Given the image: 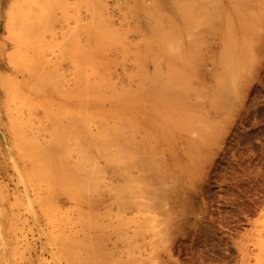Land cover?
<instances>
[{
	"label": "rangeland",
	"instance_id": "rangeland-1",
	"mask_svg": "<svg viewBox=\"0 0 264 264\" xmlns=\"http://www.w3.org/2000/svg\"><path fill=\"white\" fill-rule=\"evenodd\" d=\"M215 1L5 0L0 10V264H94L97 259L107 264L123 253L125 264H134L140 246L154 247L142 249L145 256L175 239L184 264H241L245 245L250 264H264V82L241 76L237 83L222 78L213 65L219 51L210 48L219 10ZM223 79L232 87L226 95L220 90ZM133 106L160 109L189 141L176 145L175 164L171 150L156 147L153 169H147L155 173L143 178L148 183L133 178L135 187L142 186L135 194L127 181L122 196L130 190L132 197L125 194L122 203L112 198L110 205L107 185H114L116 192H110L116 200L120 188L113 183V165L123 161L110 162L121 152L111 149L114 157L107 140L121 133ZM106 147L99 158L98 150ZM151 177L156 183L161 179L157 188ZM105 188L106 200L99 198L97 209L102 210L99 234L92 197L102 196ZM107 203L111 207L105 212ZM127 216H134L131 224ZM107 219L121 224L113 228V220L105 229ZM208 220L221 241L209 234ZM135 231H145L147 243L154 238L139 245L141 235L138 242L132 236L138 253L124 249ZM214 241H220L219 250Z\"/></svg>",
	"mask_w": 264,
	"mask_h": 264
},
{
	"label": "bare ground",
	"instance_id": "bare-ground-1",
	"mask_svg": "<svg viewBox=\"0 0 264 264\" xmlns=\"http://www.w3.org/2000/svg\"><path fill=\"white\" fill-rule=\"evenodd\" d=\"M215 3H216L219 10H218V16H217L216 23L212 26L213 33H212V42L210 44V48L212 50H214L216 48L219 51L217 53L216 58L213 60V65L216 68H218V70L220 69L222 78H227V79H229V77H230V79L235 78L236 82L238 83V80L242 76V77H246V79L248 81L252 80L254 82V84L257 82L263 83L264 82V0H216ZM9 5H11V3ZM12 7H14V6H12ZM205 76H206V79H208V80L211 78V72L209 69L205 72ZM227 79H223L226 82L223 83L222 86L220 87L221 93L225 94V95L232 88L231 86L228 87L227 84L229 81ZM256 79H257V82H256ZM254 84L249 85L247 91H249L253 87ZM229 85H231V84H229ZM159 110L160 109H157L155 107H152V108L144 107V106L130 107L129 113H131V115H130V117H127V119L122 121L121 129H119V132H121V133H118V134H121L122 137H120V135L118 137L117 136L118 134L115 133L116 139H117V137L119 138L118 142L116 140H115V142H112L111 139H113V138L109 139L110 142L107 140L108 144L110 143V145H112V147H113L114 143L117 142V144L114 145V148H112L110 145H109L110 146V148H109V146L107 144V146L110 150L114 149L116 155H117V153H118L117 151L119 149L121 152V154L120 155L118 154V157H116L113 155L114 151L111 150L112 155L116 158H113L111 156L112 158L110 160L111 163H112V160L114 162V159L116 160L117 158H118L117 163H119L120 161H123V162L119 163L120 166L122 165L121 168H119L120 166L117 167V165H115L116 167H114V165H113V168H115V170H116V168H118V169H117V171L114 170L115 173L112 172L114 174L113 176L111 173V176L114 178V180L116 182L115 183L113 181V183L115 185L119 184L118 187L120 189L118 190V188L115 186L117 188L116 194L119 195V196L117 195L118 197L115 200L114 199L115 195H113V194L116 192V190H115L116 188L114 187L115 191H113V189L111 190V188H110L111 186H114L113 184L111 186L107 185V188H109V189H107V188H105V190L103 189V191H104L103 194L101 193V191L99 192V193H101L102 196H100L97 193L99 190L98 191L96 190L97 186L99 189H100V186L96 185L97 183L95 184L96 185L95 191H97L96 192L97 194L95 195L94 194L95 192L93 191L94 192L93 194L95 196H93L92 198H94V197L95 198L92 200V205L94 207V208L93 207L92 208H93V211L95 212V214L100 213V214H98V217H97V214H96V216H94V220L96 219L95 220L96 223H97V221H99L98 224L100 223V220H98V219H100L99 216H101L102 210L101 209L97 210V209H98V206H99L100 201H101L100 199L106 194V189H107V191L109 190L108 191L109 193H107V195H105V196H106V198H107V196H111L110 202L108 201L111 205L112 198H113V203H114L115 201L119 200V198L123 199V196L126 197L125 194H128V196L130 195V190H129V193L127 192L123 196H122V193L125 189L129 188L130 186L132 187V184H134V183H132V180L135 181V179H136V182H137L143 178H149L150 176H152V175H149L151 172H152V174L155 173L153 170H151V169H153V168H151L152 167L151 166V163H152L151 160L153 159V156L155 155V154L153 155V151H155L156 147H158L160 145V148H162L164 146L163 149L171 150L169 158H172V162H174V163L171 162V159H170V161L167 159L170 163L175 164V163L179 162L178 155L176 154L174 149H175L176 145L179 144L180 142H183L184 140H186L185 142L189 141L188 136H185L183 133L177 131L180 129V127L175 126L173 124V122H171L169 117L165 114H162ZM117 124L115 123L116 126H113V127H117ZM118 125L120 126V124H118ZM186 127H187V129H190L188 126H186ZM115 131H116V129H115ZM111 136H109V137H111ZM115 136H114V139H115ZM185 142L183 144H185ZM161 145H162V147H161ZM108 148L107 149H100L99 148L100 150H98V154H99V152L101 153V154H99L100 155L99 158H101V155H106V154H104L106 152L102 153L101 150L102 151L103 150L108 151ZM185 150H186V148L184 147V151ZM109 152H107V154ZM95 153H93V154H95ZM111 153H109L106 156V157H108L107 162L110 159ZM119 156H122L123 158H125V160H122L123 158H119ZM94 158L96 160V157H94ZM97 158H98V155H97ZM119 159H121V160L118 161ZM165 161H166V159H165ZM168 161H166V163ZM96 162L97 161H95V163L94 162L93 163L95 165V170L98 171L101 168V167H99V166H101V165H99L101 163H99L98 164L99 166H97ZM155 162H156V160H155ZM155 162L153 165L154 167H155ZM169 162L167 164H170ZM111 163H110V166L112 165ZM114 163H116V161ZM121 163H123V164H121ZM96 166L99 169L98 168L96 169ZM133 166H135L136 168ZM149 166L151 168L150 169L151 172L148 174V172H149L148 167ZM147 169H148V172H147ZM135 170H137V171H135ZM156 177H159V176L156 175ZM133 178H135V179H133ZM160 178H161V176H160ZM137 179H139V180H137ZM151 179H153V177H151ZM159 179H157V183L153 179L152 183H154V182L155 183H154V185L153 184H151V185L154 187L156 186L155 188H157V184L163 178H161L160 180ZM111 180H113V179H111ZM147 180H149V179H147ZM127 181H130L131 185L128 186V184H130V183L129 182L126 183ZM143 181H145V179H143L140 182L141 183H148V181L147 182H143ZM151 181L152 180H150L149 182H151ZM136 182H135V184H136ZM125 183L127 185V188L124 187ZM135 184L133 185L134 187H135ZM139 184L140 183L138 182L137 187H135L136 189L134 187L133 188L130 187L129 189H131L132 191L135 190L134 191L135 194H137L136 193L137 191H138V193H140L139 192L140 190H137V188L140 186ZM122 185H123L124 189L121 188ZM152 186H151V188L153 189ZM105 187H106V185H105ZM140 187L142 188V186H140ZM158 187H160L158 189H161L162 184L161 185L159 184ZM110 190H111V192H113V194L110 192ZM127 191H128V189H127ZM132 191H131V193L133 194L134 197H136L137 195L135 196L134 192H132ZM149 191H151V189ZM150 193H153V191ZM157 193L155 195L153 194V196H156ZM129 197H132V195H130ZM106 198L103 199L102 202L104 200H106ZM122 199H120L121 203L124 201L125 198L123 200ZM107 200H108V198H107ZM104 203H106V202H104ZM104 203H103V205H104ZM135 203H137V205H138V202H134V203H132V206H133V204L135 205ZM109 207H111V206H109V204H108V208L106 206V209L104 211L106 212V210H107V212H108L110 210ZM137 207L139 209V206H136V208ZM131 208H133V207H131V205H130V210H131ZM95 210H97V212ZM106 217H108V216H106ZM110 217L112 218V216L108 217L109 220L111 219ZM120 217H121V219H123L125 216L124 217L120 216ZM128 217H130V218H128ZM132 217H134V216H127L128 223H129V219H131L133 221ZM116 219H118V218L116 217ZM124 219H126V217ZM109 220L106 222V223H108V225H106V223H105V225H106L105 229L107 226L111 225V224H109V222L112 223L114 219L111 221H109ZM115 220H114V223L115 222L116 223H115V226L113 224V226H114L113 228L117 227L116 224L117 225L121 224L119 221H118L119 222V224H118L117 220L116 221ZM132 221L129 224H131ZM187 223H189V222L186 221V224ZM123 224H122L123 226H125V225H126V227L129 226V224L127 225L126 222L125 223L123 222ZM96 226H97L96 228H98L97 224H96ZM206 227L210 231L209 234L212 235L213 237H217L218 238L217 240H220L222 238V237L221 238L219 237V235H220L219 233H218L219 234L218 236L216 235V231H215L212 223L209 220L206 222ZM94 228H93V230H94ZM99 228H100V229H98L100 231L99 234H101V223H100ZM129 228H131V226ZM129 228H127V229L129 230ZM119 229L122 231V228H120L118 226L117 230H119ZM123 229H124V227H123ZM112 231H113V229H112ZM115 232H117V234H118V231L115 230ZM94 233H95V231H94ZM97 233L98 232H96L95 234H97ZM133 233H135L136 235L135 234L131 235V237L135 236L136 238L134 237V239L136 240L137 236L141 235V238H142V236L145 234V231L144 232L139 231V233L135 231ZM142 233H144V234H142ZM99 234H97V236L95 235V237H98ZM108 235H109V233H108ZM108 237H110V236H108ZM144 237H145V235H144ZM208 237H209V235H208ZM143 238L141 239V241H139L140 237H139V239H137L139 241V243L142 242ZM146 238L148 240V237H146ZM98 239H99V237H98ZM111 239L109 238L110 241H111ZM122 239L125 240V238H122ZM145 239L143 241L146 244L147 242H145ZM153 239L151 238V242L149 241L147 244L148 245H149V243L152 244V241H154ZM209 239H210V237H209ZM95 240H96V238L94 239V242H95L94 244L96 245L94 248L95 249L97 248L96 250L100 251V249H99L100 248V246H99L100 240L99 241L96 240L99 243L98 247H97V243ZM137 240H136V242H138ZM179 240L180 239L173 240L167 247H163V248L158 249V250L153 249L152 251L149 252V254L145 255L146 257L143 255V253L148 247L147 248L143 247V246H146V245H143V243H142L143 246H140V247L138 246L140 248L139 249L140 252H139L138 256H137V254L132 252L133 250H135L137 248L136 244L133 243V241H134L133 237H132L131 241H132V247H134V249H132L131 241H129L128 238L125 241H128L130 243V246H129L130 248H127V246H125L124 249L126 251H127V249H131L132 251H128V254L131 255V253H132V255H133V253H134L136 255L137 259L135 261L136 263H134V264H184L182 262L181 257H180V253H181L180 250L181 249H180V241ZM220 241L218 242L219 244H220ZM113 242H111V243H113ZM116 242H117V240L112 245L115 246ZM133 244H134V246H133ZM215 244L216 245H214V243H213L214 248L219 250L218 249L219 244H217V242H215ZM125 245H127V244L125 243ZM139 245H141V243ZM181 245H182V243H181ZM135 246H136V248H135ZM151 247H149V248H151ZM144 248H145V250L142 251V249H144ZM152 248H154V247H152ZM94 250H93V253H94ZM121 250H123V249H121ZM139 250H137V251H139ZM146 251H148V250H146ZM135 252H136V250H135ZM95 253L93 254L94 256H95ZM136 253H138V252H136ZM99 255H101L100 252H99ZM132 255L129 257L130 261H131ZM109 256H111V255L109 254ZM121 256L119 258L118 257L116 258V256L114 259L111 258V259H113V261L110 259L111 262L106 261V259L108 257V256H106L105 261L107 262V264H125L128 261V259L125 261V259H123L124 257H121ZM97 257L101 258V256H98V255H97ZM239 258L241 260V264H250V262H251V251L247 245H245L241 248V255L239 256ZM102 259H104L103 256H102ZM133 259H132V262H134ZM98 260L99 259H97V261H96L98 264H99V262L100 263L102 262V261H98ZM107 260H109V259H107ZM97 263H94V264H97ZM214 264H217V263H214Z\"/></svg>",
	"mask_w": 264,
	"mask_h": 264
},
{
	"label": "crops",
	"instance_id": "crops-1",
	"mask_svg": "<svg viewBox=\"0 0 264 264\" xmlns=\"http://www.w3.org/2000/svg\"><path fill=\"white\" fill-rule=\"evenodd\" d=\"M4 2H5V0H0V10H1V7L4 4Z\"/></svg>",
	"mask_w": 264,
	"mask_h": 264
}]
</instances>
